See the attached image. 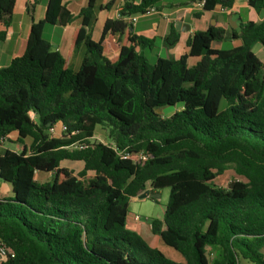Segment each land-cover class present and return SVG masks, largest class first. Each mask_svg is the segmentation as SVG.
I'll return each instance as SVG.
<instances>
[{"label": "trees", "instance_id": "obj_1", "mask_svg": "<svg viewBox=\"0 0 264 264\" xmlns=\"http://www.w3.org/2000/svg\"><path fill=\"white\" fill-rule=\"evenodd\" d=\"M15 1L0 0L4 27ZM95 1L72 36L69 53L84 47L76 72L43 35L73 20L62 0H47L24 53L0 68V143L15 133L21 145L0 151V182L11 190L0 198V239L13 254L0 264H264V63L254 52L264 47V0L181 2H203L195 17L242 2L262 18L194 32L185 54L152 62L155 39L133 34L128 19L168 0L125 3L97 42L87 33ZM177 42L171 27L163 43ZM166 107L175 112L157 113ZM97 130L109 144L91 143ZM227 171L241 180L213 185ZM38 172L50 179L37 182ZM161 189L168 201L150 231L183 263L124 230L130 200Z\"/></svg>", "mask_w": 264, "mask_h": 264}, {"label": "crops", "instance_id": "obj_2", "mask_svg": "<svg viewBox=\"0 0 264 264\" xmlns=\"http://www.w3.org/2000/svg\"><path fill=\"white\" fill-rule=\"evenodd\" d=\"M88 1L89 0H62L67 10L74 17L73 20L64 27L56 24L54 26L46 25L43 29V35L47 40H49L51 34H55L56 30L61 31L64 36H67V47L64 51L65 53L61 55L64 58H67L68 67L75 72L80 67L81 60L84 55V47L81 46L79 51L75 54H71L69 52L72 43V36L81 25L79 13L82 9L87 7ZM139 1L140 0H96L93 7V16L87 27V33L90 35L91 39L95 42L100 39L105 22L107 20H115L119 18V13L125 3H138ZM186 1L188 0H168L161 2L154 7V13L136 17V21L132 23L133 28L131 29V32L137 36L155 39L156 45L161 43L164 44L163 39L169 34L172 27L178 36V44L169 52L173 53L177 50V58H179L187 52L186 43L194 32H204L210 27L221 28L225 31H229L231 28L236 29V27H233L234 24L236 26L241 22H245L241 20V22L238 21L237 23L234 20L233 15H236L238 9L240 8L247 9L248 12H250L249 19L247 21H254L258 23L262 18L261 15H258L261 16V18L259 20H254L253 17L255 16H253L252 13L255 14V12L242 2L235 3L230 10L224 11L216 8L211 12H204L199 17H195L194 14L201 12L202 7L198 6L197 3L190 4L185 7H179L181 2ZM28 4L33 5L32 18L26 13ZM46 4L47 0L15 1L10 25L8 27H4L2 23H0V33H4V35L0 38V68L6 67L13 58L19 57L24 53L31 25L33 22H39L44 19ZM107 6L108 8L105 9ZM227 26L228 30L226 29ZM115 39H117V36ZM123 42L124 38H121V43ZM224 42H229L234 47H238L240 45L238 40ZM54 50H57L60 53L61 49L59 48V44L54 46ZM195 61L196 59H190L189 64L192 65ZM10 136L14 139L17 138L15 133ZM36 176L37 182L39 183L47 181V178H50L49 174L40 172L36 173L35 179ZM40 179L42 181H40ZM3 184L0 185V194L6 196L3 198H9L11 196L10 187L5 183Z\"/></svg>", "mask_w": 264, "mask_h": 264}, {"label": "rangeland", "instance_id": "obj_3", "mask_svg": "<svg viewBox=\"0 0 264 264\" xmlns=\"http://www.w3.org/2000/svg\"><path fill=\"white\" fill-rule=\"evenodd\" d=\"M252 13V12H251ZM254 20H259L261 16H258L254 13H252ZM250 12H248L247 9L240 8L237 11V14L233 15L234 20L238 23L242 21H247L249 19ZM235 25V24H234ZM237 28V25L235 26ZM228 30V26L226 28ZM51 40V41H49ZM49 42L52 45V48L54 50V46L59 44V48L61 49L60 54H64L65 49L67 47V36H64L61 31L55 32V34H51L49 37ZM178 42L173 47H168L165 44H156L155 47L151 49V51H148L146 56L148 57L149 61L151 62L155 59L156 56H161L163 58H174L177 59L178 57V51H174L173 53H170L173 48L177 46ZM214 47H223V48H234L232 44L223 43L221 45H218L217 43L213 44ZM161 48V49H159ZM254 52L257 56V58L264 63V47L256 46L254 47ZM73 63V62H72ZM73 65V64H72ZM75 67V66H74ZM175 112L174 107H166L157 110V113L163 117H168L172 115ZM51 136H58L59 135V128H55L52 131H50ZM30 141L27 140L25 143H29ZM91 143H103V144H109L105 132L101 130H97L95 133L94 138L91 140ZM10 150V151H16L19 152L21 150V145L17 143L16 139L13 137H8L6 140L2 141L0 143V151L3 150ZM61 167L66 168L68 170H71L75 173H78L83 165L82 163L78 162H62ZM42 179V178H41ZM44 180V179H42ZM50 178H47L49 180ZM37 180V176H36ZM236 180H241V178L237 177L234 172L227 171L222 176L217 177L213 185L217 187L227 188L229 184L233 183ZM39 181V180H38ZM0 183V185H2ZM4 185V184H3ZM157 194L160 195L159 199L152 200L150 198H134L131 199L129 202V210H128V216L126 219V225L124 230L130 234L135 235L149 250L157 251L159 252L166 261L168 262H174V263H183V258L173 250L165 247L160 238L157 235H153L150 231V223L152 220H162L164 210L168 201V189H161L158 190ZM6 197L2 194H0V198ZM134 216H138L139 220L135 221ZM238 264H251L250 262L243 260L239 257Z\"/></svg>", "mask_w": 264, "mask_h": 264}, {"label": "built area", "instance_id": "obj_4", "mask_svg": "<svg viewBox=\"0 0 264 264\" xmlns=\"http://www.w3.org/2000/svg\"><path fill=\"white\" fill-rule=\"evenodd\" d=\"M197 5L200 6V7H202L203 2H198ZM154 12H155L154 8H150V9H148L144 14H142V15H140V16H145V15H148V14H152V13H154ZM136 19H137V18L134 17V18H131L130 20H131L132 23H134V22L136 21ZM51 131H52V130H51ZM112 147H113L114 150H116V149L114 148V146H112ZM122 158H125V157L122 156ZM134 220H135V221L139 220V217H138V216H134ZM8 256H10V258H13V254H11V253L8 251V249H7L6 245H5V243L0 239V262L4 261Z\"/></svg>", "mask_w": 264, "mask_h": 264}, {"label": "water", "instance_id": "obj_5", "mask_svg": "<svg viewBox=\"0 0 264 264\" xmlns=\"http://www.w3.org/2000/svg\"><path fill=\"white\" fill-rule=\"evenodd\" d=\"M233 27L235 28V25H233ZM138 198H150L152 200H156L160 198L159 194H150L149 191H145L143 194H141Z\"/></svg>", "mask_w": 264, "mask_h": 264}]
</instances>
